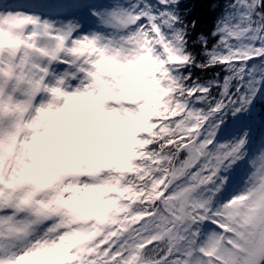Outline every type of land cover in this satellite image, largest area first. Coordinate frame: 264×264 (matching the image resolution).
I'll use <instances>...</instances> for the list:
<instances>
[{"label":"snow or ice","instance_id":"obj_1","mask_svg":"<svg viewBox=\"0 0 264 264\" xmlns=\"http://www.w3.org/2000/svg\"><path fill=\"white\" fill-rule=\"evenodd\" d=\"M0 264H264V0H0Z\"/></svg>","mask_w":264,"mask_h":264}]
</instances>
